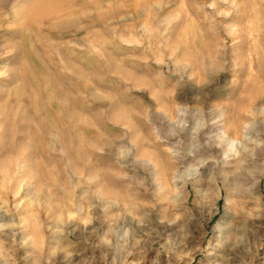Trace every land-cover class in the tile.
<instances>
[{"label":"rangeland","instance_id":"374dc122","mask_svg":"<svg viewBox=\"0 0 264 264\" xmlns=\"http://www.w3.org/2000/svg\"><path fill=\"white\" fill-rule=\"evenodd\" d=\"M0 264H264V0H0Z\"/></svg>","mask_w":264,"mask_h":264}]
</instances>
